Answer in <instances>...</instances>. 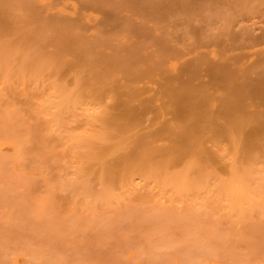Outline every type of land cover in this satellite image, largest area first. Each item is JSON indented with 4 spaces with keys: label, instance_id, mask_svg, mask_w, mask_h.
<instances>
[{
    "label": "rangeland",
    "instance_id": "1",
    "mask_svg": "<svg viewBox=\"0 0 264 264\" xmlns=\"http://www.w3.org/2000/svg\"><path fill=\"white\" fill-rule=\"evenodd\" d=\"M194 1L188 0L185 16L191 17L210 0ZM141 2L0 0V264H264V161L259 166H247L248 173L245 171L249 185L258 192L260 207L244 208L241 202H235L238 200L223 197L220 188L214 187L218 183L204 186L211 190L209 193L203 187L196 189L191 183L204 182L209 175L205 169L201 170V179L195 175L184 182L182 169L201 156L198 151L194 155V151L176 164L183 138L161 129L165 121L172 126L194 122L184 117L186 112H174L172 101L161 97L168 74L162 68L176 60L185 63L183 72L189 70L200 76L192 81L188 96L199 93L207 104L220 102L225 83L210 76L206 66L224 63L225 74L249 73L253 77L246 86V97L250 99L235 100L247 107L252 101L264 108L260 93L264 85L261 87L255 80L264 75V43L257 45L259 52L252 58L237 57L233 53L240 50L234 51L232 42L225 37L210 35L208 28L204 39L188 36V26L192 30L197 27L195 20L201 11L188 23L183 12L168 9L170 0ZM255 4H249L252 11L239 9L234 31L241 35L248 31L255 42H260L264 40V3L257 0ZM151 5L167 11L169 17L157 12L154 15ZM219 6L218 2L213 5L217 8L210 9L222 11L217 10L220 16L226 4ZM145 7L149 9L144 11ZM207 8L205 11L210 13ZM216 27L213 24L209 30L215 31ZM83 45L87 54L81 50ZM87 57L99 58L104 65L106 59L119 57L133 65V71L141 77L137 79L132 74L128 78L135 79L130 88L137 97L131 104L139 121L131 122L132 128L124 130L121 137L112 123L99 121L96 129L108 130L116 139L104 144L95 139L93 144L88 143L93 146L85 155L86 151H78L75 145L85 141L80 134L86 126L84 119L78 117L79 121L72 122L70 115L61 114L60 124L46 106L47 112L42 107L48 103L44 100L47 95L50 98L60 85L71 92L76 75L84 82L92 80L96 71H88L84 65ZM194 63L204 65L192 72ZM151 69L153 72L147 74ZM241 82L232 83L238 87ZM123 99L126 97L120 100ZM117 112L120 117L125 110H113L112 114ZM128 121L129 117H125L124 122ZM67 122L72 128L67 127ZM262 132L258 140L263 139ZM223 142L227 141H220L214 153L226 155L227 160L237 157L240 163L245 152ZM142 158H148L147 162L143 163ZM77 159L81 160L76 162ZM78 165L83 169L79 170ZM132 165L140 173L142 167H153V173L162 181L149 177V170L150 175H144L145 183L134 177L135 172L133 177L138 181L129 184L120 173L129 171ZM227 174L219 175L224 179ZM171 177L176 179L179 190L192 191L176 198ZM151 181H166L171 186L164 182L163 190H154Z\"/></svg>",
    "mask_w": 264,
    "mask_h": 264
},
{
    "label": "bare ground",
    "instance_id": "2",
    "mask_svg": "<svg viewBox=\"0 0 264 264\" xmlns=\"http://www.w3.org/2000/svg\"><path fill=\"white\" fill-rule=\"evenodd\" d=\"M195 1L197 2V0H195ZM210 1H209V4H208V2L206 4H203L201 7H203L205 5H206V7H203L200 10L198 8V7H200V5L199 6L197 5L198 7L195 6L196 8H198V11H201V12L199 13L197 10H195L194 12L196 14L198 12L199 13L198 16L202 17V19H199L197 15L194 16L195 13H193V15L190 14L191 17H188L189 14H188V16H185V14L188 12L187 7H189L188 6V0H181V1L175 0V2H174V0H173V2L170 0L169 3L171 4V6L169 5V7L170 8L173 7V9H170V8H168V9L170 11L176 9V11L183 12V15H184L183 17L187 20L188 23L193 22V20H195V17L197 16V18L195 20L197 27L194 30H192L188 26V29H187L188 36H190V35H191L190 37L198 36V37H201L202 39H204L205 37L208 36V34L206 33L207 28H208V31L212 32V34L209 33L210 35L223 36L227 40L232 42V44H233L232 48L234 51L240 50L239 53L236 52V53H233V55H235L237 57L243 55L245 57L252 58L255 53L259 52L258 48H256L257 45L260 43H264V40L260 41V42H258L256 40V42H255L254 37L251 36L252 34H250V32L247 34L248 31L244 32L245 34L242 32V35L240 33L238 34L235 32L236 30L234 31V25L236 26L235 22H236L237 15H240V13L239 14L237 13L239 11V9L242 8L241 11L242 10L245 11V9L248 10L247 8H250V10H251V9H253L251 7L256 5L255 3L257 0H225V1L223 0V2L226 4L228 10H226L225 4L221 3V0H215V2L211 1L212 3ZM262 1L264 3V0H262ZM142 2H143V0H142ZM159 2H160V0H159ZM204 2H206V1H204ZM218 2L220 4V6L222 5L221 6L222 8L225 6L224 7L225 12H223L224 16L221 14H220V16L217 15V13H218L217 10H219V9L214 10V11H216L215 14L213 13L214 11L212 12V10L214 8H217V7H213V5H216V3L218 4ZM143 3H145V0ZM146 3H148V2L146 1ZM152 3H153V1H152ZM157 3L155 4L156 6H158ZM213 3H215V4H213ZM154 4H152V5H154ZM249 4H251V7L249 6ZM145 5H149V4H145ZM191 5H193V4H191ZM207 5H208L209 9H210V7H213V9L212 8L210 9L211 11L209 10L210 13L207 12L208 11ZM209 5H211V6H209ZM247 5L249 7H246ZM145 8H147V9H144V11L149 9L148 7H145ZM154 8H155V6H154ZM154 8L152 6V12L154 15L157 12L159 15H162L165 18L169 17V13L167 11H162V10H159L158 8H156V9H154ZM194 8H192V10ZM205 8H207L206 9L207 11H205ZM254 8L256 9L258 7L256 6ZM219 12H220V10H219ZM171 13H173V12H171ZM206 13H208L209 15H207ZM226 13H227V15H226ZM249 13H251V12H249ZM204 14H206V17ZM213 16H215V17H213ZM219 18H222V19H219ZM197 22H199L200 24ZM217 23H219V24H217ZM213 24L215 26L217 25V27L215 28V31L209 30V29H211L210 27ZM124 37L127 38L128 34H125ZM82 47H81V50L85 54H87L86 46L83 45ZM230 47H226V49H229ZM214 58L216 60H218V57L216 55H214ZM84 65L87 67L88 71H90V70L96 71L92 75V80L84 82L83 80H81V78L78 75H76V78H75L76 80L73 82L74 88L72 90L68 89L71 92L68 93V91L66 90L67 88L63 85H60L59 88L57 87V89L53 90L52 94L50 95L51 96L50 98L47 95L46 99H44V100L46 102H48L49 104L47 103L44 105V103H45V101H44V103H42V106L44 105L42 107V109H43V111H46L48 109L49 114L52 115L51 117H56L55 120H58V122L60 124L62 121H60L59 115H61V114L70 115L71 118L70 117L69 118L72 122H76L78 119H81V120L84 119V123L86 124V126L80 134H81V137L85 139V141H82L83 143H80V142L76 143L75 145L77 148L74 147V144H73V146L71 145V147H72V149L76 148L78 151H83V152L86 151L85 152V155H86V154H89L88 152H91L88 150H92V147H90V146H93V145L89 146L88 143L93 144L91 142L95 141V139L97 141L101 142L102 144L108 143L109 140L116 139V136L112 135L111 132H109L108 130L99 132L96 129V125L99 121H102V124L112 123L114 126H116L117 131L120 132V135H119L120 137H121V134L124 133V130H130L132 128L131 122L139 121L138 115L133 110L132 104H131V101L133 99H135V97H137V96H135L136 91L132 92L131 88H130V85L133 83V81L135 79H128V78L132 74H136L137 79L140 78L141 76H138V74L135 71H133V69H134L133 65H131L130 63H126V62L122 61L119 57L106 59L105 65L103 64V62L99 58H94V57L88 58L87 57L86 63ZM183 65H185V63ZM183 65L181 63V60H176L173 63H170V64L167 63V65L163 66L162 69H164V71L167 72L168 74H166V78L163 82L164 83V89L162 91V96H161L163 99H166L168 102L172 101L171 104H172V106H174L173 107L174 112H176L179 115L181 113L186 112L184 117L187 119H192L194 121L191 123L185 122L183 125H179V124L177 125L176 124L173 126L170 125L168 121H165V122H163L162 127H161L162 131H172V133L179 134L183 138L182 143H181V147H180V150H181L180 157L178 158L176 164L177 163L180 164L182 158L184 161V158H186L187 156L192 154V152H194V151H196L195 152L196 154L194 153V155H197V151H198V153L201 156L200 159H197L198 157L196 159L194 158V161H192V162H191V159H189L190 161H188V162H191V163H189L188 166L184 167L185 168L184 171L182 169V173L183 172H185V173H184V176L181 177V179L184 178L185 181L184 180L183 181L188 182V180H192L193 176H195V175L198 176V178H199V176H201L200 177V179H201L203 176V172H202L203 170L202 169H205L206 171H208L209 175H206L208 177L204 180V182H200V183L194 182V181H192V183L190 182L192 185H193V183H195L193 186L196 189L197 188L199 190L203 189V191L206 190L209 193V191L211 192V190L210 189L208 190L207 188H209L211 185H213V183H218V185L215 184L217 187L216 186H214V187L216 189L218 187L220 188V192L222 193L223 197H226L228 200H231V199L233 201L238 200L235 202H241V204L244 206V208H246L245 206H247V205H248V207H251V208H255V207L257 208V206H259L258 197H257L258 192L256 193V190H253L251 188V185H249L250 184L249 178L245 175V171H247V169H249V168H246L247 166H249V165L259 166V164H261L262 161H264V159H262V157H264V137L262 140H258V135L260 134V131L261 132L264 131V108H259L252 101H249L248 102L249 105L247 103L248 107L246 105H245L246 106L245 107L244 104L240 103L239 100H235L236 97H246L248 95L249 92L246 90V86H247V83L249 82V80L250 81L253 80V79H251L253 77L249 73H247V75L244 73H236L233 75L225 74L226 69H225L224 63H219V64L216 63L213 66L207 65L206 68H209V72H208L209 75L213 76V78L216 81L221 82V83L222 82L225 83V86H226V89H225L224 93L222 94V96H219L221 99L220 102H211V103L207 104L205 97H201V95L199 93H195V94L188 96V93H189L188 88H191L192 81L198 79L200 76L198 74H195V75L191 74V72L189 73V70L187 72H183L182 71ZM194 65H195V68H193V70L191 69L192 72H194L197 68L202 67L204 64L194 63ZM152 72H153L152 69L148 70L147 74H150ZM239 80L242 81L241 84L238 87H234L232 82H237ZM255 80L257 81V84H259V85H261V87H263L264 75L261 74V75L257 76L255 78ZM53 82H55V81H53ZM57 82H58V80H57ZM9 84L12 85V83H9ZM51 84H52V82H51ZM25 87L27 88V86H25ZM29 87H30V85H29ZM49 87H47V88H49ZM64 87H65V89H64ZM45 90H43V91H45ZM260 93L262 94V97H263L262 99H264V87L260 89ZM65 94H68V95H65ZM123 97H126V99H123L121 101L120 99H122ZM48 98H49V101H48ZM194 98L196 100H193ZM249 99H248V97H246V98L242 99V101L246 102V100H249ZM251 104L255 105L254 106L255 109H252ZM263 105H264V102H263ZM40 106H41V104H40ZM45 106H46V108H45ZM243 106L245 107V109L243 108ZM189 107L191 108L190 110H188ZM249 107H251L250 109H252L253 111L249 110V112H248ZM198 109H201V111H199ZM113 110H120V111L125 110V113H123L120 117H118V112L115 114H112ZM126 110H129V111H126ZM244 110H247V112H244ZM179 112H181V113H179ZM125 117H129L128 123L124 122ZM65 118H67V117H65ZM72 118L75 120H72ZM69 123L70 122H67V127H69V125H70ZM60 124L59 125L53 124V125H56L55 128H57V127H60ZM79 124H81V123L79 122ZM70 126H73V125H70ZM65 127H66V122H65ZM69 128H72V127H69ZM118 132H116V134H118ZM263 133L264 132H262V134ZM75 136H77V135H74L73 137H75ZM103 136H106V137H103ZM81 137H80V139H81ZM113 137H115V138H113ZM72 138H70V142H71ZM102 139H105L107 142L105 140L102 141ZM81 140H83V139H81ZM222 140L227 141L226 142L227 145L233 146L234 149H236L237 151L243 150L242 152L243 153L245 152V154L243 156L244 158L243 157L240 158L241 159L240 163H238L237 157H232V158L230 157V159L227 160V158H229V157L226 158V155L222 154V156H221V154L220 153L218 154V152L216 154L214 153V149L218 150L217 147H219V143ZM223 143H225V142H223ZM209 144H210V146H209ZM76 149L74 151H76ZM220 150H222V149H220ZM103 152H104V149H102V153ZM194 157H196V156H194ZM191 158H193V156ZM147 159L142 158L141 160H143V163H146L147 161L145 162V160H147ZM78 160L80 161L81 159H77L76 162ZM201 160L203 163L201 162ZM204 162H207V163H204ZM262 166H263V164H262ZM78 167L80 169L77 168V170L83 169L80 165H78ZM132 167H133V165L129 167L130 168L129 171L124 172V173L123 172L120 173L122 176V179L126 180V182H128L129 184H130V182L131 183L134 182V180L138 181L139 178H140V180H142L145 183V181L147 179V178H145L146 173L148 174V176L151 174L149 177H154V178L158 177L155 174L156 172L153 173L154 169L151 166H150L151 167L150 169H146L147 171L145 170V167H142V169H144L143 171L145 173L140 169L141 173L143 175L140 173V171H138L139 168L135 167V170H134V168H132ZM136 169H138V170H136ZM149 170H151L150 174L148 172ZM111 171H110V173H111ZM137 171L139 172V175H138ZM200 171L202 173V174L200 173L201 175L198 173ZM221 172L228 173L229 176H227V178L223 179V177H221V175H219ZM251 172H252V170H251ZM134 173L136 174V176H134ZM197 173H198V175H197ZM247 173H248V171H247ZM152 174L153 175L155 174V175L153 176ZM157 174H159V173H157ZM181 174L178 173V175H181ZM133 176L135 178H138V180L135 179ZM148 176H146V177H148ZM168 178H169V176H168ZM172 178H174V177H171L170 179L172 180ZM258 178H260V177H258ZM262 178H263V175H262ZM91 179H90V181H91ZM157 179L161 180L162 178H161V176H159ZM170 179H169V181H171ZM259 180L262 181L263 179L260 178ZM166 181H164V182H166ZM173 181L174 180H172L171 183ZM175 181H176V179H175ZM175 181L172 184L170 182H168L169 184L166 182V184H168V185L171 184L173 194H175L174 196L176 198H180L179 196H184L187 190H184L185 188L183 190H179V188L176 186ZM250 181H251V178H250ZM164 182L151 181L150 183H151V186L154 190L155 189L163 190V188L166 187V184ZM204 186H206L207 188ZM201 187H203V188L201 189ZM252 187H254V186H252ZM186 188L188 189V187H186ZM120 191H122V190H120ZM188 191L191 192L192 189L190 190V188H189ZM188 191H187V193H190ZM116 195H117V193H116ZM188 195H190V194H188ZM203 203H205V202H203ZM212 206H214V205H212ZM212 206H211V208H212ZM208 207H210V206H208ZM230 207H232V206H230ZM234 209H235V207H234ZM260 210H262V209H260ZM236 212H237V210H236ZM236 216H237V213H236ZM228 218H230V217H228ZM235 218L237 219V217H235ZM42 261H45V260L43 259ZM46 264H47V262H46ZM211 264H218V263L215 261H211Z\"/></svg>",
    "mask_w": 264,
    "mask_h": 264
}]
</instances>
